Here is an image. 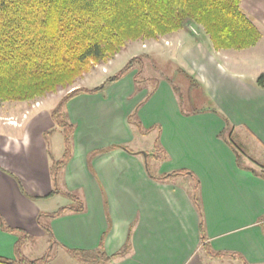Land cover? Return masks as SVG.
<instances>
[{"label": "crops", "instance_id": "obj_1", "mask_svg": "<svg viewBox=\"0 0 264 264\" xmlns=\"http://www.w3.org/2000/svg\"><path fill=\"white\" fill-rule=\"evenodd\" d=\"M240 8L264 25V0H242ZM172 35V42L164 40L172 49L160 44L153 49L167 58L180 50L212 107L184 113L170 84L156 79L150 88L139 85L133 70L98 93L70 99L65 112L74 126L71 157L55 186L45 139L58 129L52 108L20 102L0 115V217L27 236L21 248L26 259L48 255L50 262L48 251L56 248L67 256L65 264H84L70 252L99 250L105 256L119 253L108 264H264V88L255 84L259 72L231 62L225 55L229 50H215L205 38L195 40L184 31ZM134 110L141 130L128 122ZM225 121L229 134L247 139L255 155L236 153L225 139ZM151 133L147 156L128 146L136 135ZM112 145L135 154L107 150ZM56 151L58 161L63 146ZM146 165L154 176L191 174L157 181ZM195 179L201 229L190 195ZM63 192L79 198L84 210L46 217L73 205ZM38 215L50 235L38 224ZM16 241L0 228V258L16 262Z\"/></svg>", "mask_w": 264, "mask_h": 264}, {"label": "trees", "instance_id": "obj_2", "mask_svg": "<svg viewBox=\"0 0 264 264\" xmlns=\"http://www.w3.org/2000/svg\"><path fill=\"white\" fill-rule=\"evenodd\" d=\"M242 0H0V102H30L43 98L59 89L72 87L74 82L88 73L90 68L107 64L128 43L156 41L176 33L187 23L199 26L209 37L215 50H244L256 45L260 32L241 10ZM143 55L130 59L114 75L107 77L99 87L73 88L50 111L55 127L63 134L62 157L51 168L52 181L56 183L59 171L71 157L74 126L69 123L66 103L83 93H98L104 84L123 78ZM139 70L134 74L138 83ZM264 88V70L255 80ZM149 93L147 96H149ZM134 110L128 122L141 130ZM226 123L225 133H230ZM228 126V127H227ZM120 148L133 153L122 145H112L107 150ZM135 154V153H133ZM148 153H146V156ZM146 173L154 180L166 181L170 177L189 171H173L154 176L146 165ZM191 174V173H189ZM190 192L192 202L200 217L197 198V180ZM57 190L54 187L52 193ZM73 205L60 207L48 218L65 212H82V201L63 192ZM38 215L37 222L41 225ZM42 226V225H41ZM0 228L14 234L16 262L0 258V264H47L49 256L28 260L21 254L25 234L10 228L0 217ZM42 229L51 234L48 227ZM211 256L223 254L209 253ZM84 264H108L119 255L105 256L96 253L70 252Z\"/></svg>", "mask_w": 264, "mask_h": 264}, {"label": "rangeland", "instance_id": "obj_3", "mask_svg": "<svg viewBox=\"0 0 264 264\" xmlns=\"http://www.w3.org/2000/svg\"><path fill=\"white\" fill-rule=\"evenodd\" d=\"M250 20H253L250 18ZM258 28L260 32V39L255 46L244 49V50H229L225 52L226 58L231 62H235L239 67L245 69L254 70L261 72L264 70V25L256 24L252 21ZM186 35L191 34L195 40H201L202 38L207 39L210 42L209 37L204 33V31L197 25L193 23H187L183 29ZM179 32V31H178ZM174 34V33H173ZM172 34L166 37H161L156 41H135L128 43L127 46L116 54L107 64H99L90 68L88 73L82 75L78 78L72 87L66 89H59L57 92L48 94L43 98H39L35 101H30L29 104L38 103L37 106H43V109H50L55 106L57 101L69 93L73 88H86L92 89L102 84L105 78L114 75L119 69H121L130 59L134 57H139L143 55L141 60H138L133 65V71L136 73L139 70L138 79L139 85H146L150 88L153 86L156 79H161L173 88L176 98L178 100L179 106L184 113L200 111L204 108L212 107L206 93L204 92L201 84L197 81L196 77L190 70L185 66L184 58L181 55V51L174 53L175 56L164 57L158 50L153 49L154 46L160 44L162 48L172 49L171 43L164 40L173 41ZM168 38V39H165ZM170 46L164 47V45ZM158 49V48H157ZM189 52V51H188ZM178 55V56H177ZM189 55V53H188ZM145 81L146 83H142ZM36 102V103H35ZM20 104L13 102H0V115H5L7 112L13 108H18ZM11 120V119H10ZM238 133V132H237ZM227 134L225 139L232 145L236 150L237 154L240 152L252 151L248 147V140H242L239 133L237 134ZM154 133L146 136L136 135L134 141L129 143L128 146L134 150H141V152H146L152 148L154 141ZM46 142L48 144V149L50 152V162L51 168L53 169L56 162V149L63 146V134L61 130H56L45 136ZM243 144V147H242ZM57 147V148H56ZM148 165L151 169L154 168L152 164V159L148 157ZM41 250V249H40ZM44 251V250H43ZM42 251H39L38 254ZM50 255L49 264H65L66 260L63 257H67L62 252H57L56 248L48 251ZM59 255H58V254ZM68 259V258H67ZM73 263V262H70ZM229 264H238L230 262Z\"/></svg>", "mask_w": 264, "mask_h": 264}, {"label": "built area", "instance_id": "obj_4", "mask_svg": "<svg viewBox=\"0 0 264 264\" xmlns=\"http://www.w3.org/2000/svg\"><path fill=\"white\" fill-rule=\"evenodd\" d=\"M37 105H38V103L35 104V106H37ZM23 117H24V115H23ZM9 123L16 124V121L15 120H9Z\"/></svg>", "mask_w": 264, "mask_h": 264}, {"label": "water", "instance_id": "obj_5", "mask_svg": "<svg viewBox=\"0 0 264 264\" xmlns=\"http://www.w3.org/2000/svg\"><path fill=\"white\" fill-rule=\"evenodd\" d=\"M142 155H143V156H145V155H146V153H145V152H142Z\"/></svg>", "mask_w": 264, "mask_h": 264}]
</instances>
